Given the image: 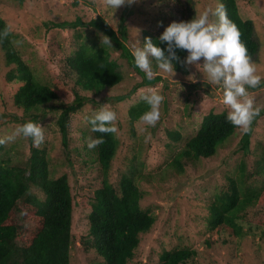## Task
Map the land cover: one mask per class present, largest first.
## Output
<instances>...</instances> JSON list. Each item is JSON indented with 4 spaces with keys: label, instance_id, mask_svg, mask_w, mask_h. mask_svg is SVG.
<instances>
[{
    "label": "rangeland",
    "instance_id": "1",
    "mask_svg": "<svg viewBox=\"0 0 264 264\" xmlns=\"http://www.w3.org/2000/svg\"><path fill=\"white\" fill-rule=\"evenodd\" d=\"M236 1L241 16L252 19L256 28L260 50L251 61L258 73L264 76V0ZM216 5L217 0H178L177 3L171 0H136L130 5L119 6L112 14L111 10L104 8V0H24L22 3L0 0V17L17 35L19 42L16 47L22 58L32 67L40 82L49 84L58 92L56 100L26 114L13 102L18 82L5 81L3 75L10 67H3L0 70V136L31 121V114H38L37 122L43 126L50 167L57 170V174L67 173L74 195L69 264H105L95 249L88 246L89 243L84 244L89 226L90 195L101 185V171L94 161V148L87 147L88 139L93 136L85 117L99 110L102 104L117 113L114 123L118 129L119 147L111 164L109 180L116 184L122 172L133 169L137 184L145 191L141 206L149 208L156 217L150 230L140 234L139 245L129 264H158L163 250L180 247L195 250L194 264L264 263V238L261 235L264 200L256 201L252 209L246 211L247 216L251 214L248 224L255 234L247 233L241 237H233L227 231L212 234L207 227V205L215 194L227 187V175L237 174L234 169L242 156L239 147L243 134L239 128L235 127L213 156L184 163L180 171L170 164L175 153L196 133L206 113L228 112V107L222 102L220 87L203 84L194 65H187L185 74L174 72L172 75L157 69L155 73L161 75L159 81L150 85L140 84L144 77L142 71L136 70L121 55L120 49L106 45L111 59L119 64L123 78L97 94L85 91L76 84V75L65 58L77 47L76 30L80 32L81 40L90 44H103L105 35L89 26L78 25L72 29L46 24L78 18L87 22L101 15L115 30L121 29L126 33L124 42L132 53L137 41L143 43L144 31H160L170 21L182 16L186 7L197 15L204 8L214 9ZM210 19L215 21V16ZM190 74L196 75L195 83L188 79ZM75 90L92 97V102H86L71 114L66 155L55 121L60 107L73 99ZM151 91L165 97L159 107L160 119L155 126L146 125L140 117L129 122L128 108ZM127 93L122 100H115ZM249 93L255 104L263 108L264 86L250 88ZM168 129L179 131L180 138L172 140L167 134ZM4 145L3 150L7 149L12 158L25 159L29 154L27 137L19 136L14 142ZM261 146H264V113L254 123L252 148L255 156L252 161L258 157ZM191 263L192 259L188 264Z\"/></svg>",
    "mask_w": 264,
    "mask_h": 264
},
{
    "label": "trees",
    "instance_id": "2",
    "mask_svg": "<svg viewBox=\"0 0 264 264\" xmlns=\"http://www.w3.org/2000/svg\"><path fill=\"white\" fill-rule=\"evenodd\" d=\"M16 1L22 3L24 0ZM218 2L223 3L228 18L239 28L241 41L253 60V56L260 50L253 20L241 16L236 0H217ZM192 16L195 15L186 7V12L176 21L189 20ZM46 24L49 27L72 29H76L78 25L92 27L94 31L108 36L112 46L120 49L121 55L136 70L141 71L135 66L132 53L124 42L126 33L121 29L115 30L101 15L87 22L78 18ZM163 29L156 33L144 31V39L149 37L163 48V43L157 39ZM4 30H7L8 35L0 38V70L10 67L3 75L5 81L18 82L13 102L26 114L38 111L56 100L58 92L36 78L32 67L24 61L21 51L16 47L19 42L17 35L11 32L0 17V32ZM75 35L78 38L77 47L65 61L76 75V84L95 94L118 84L123 74L117 61L111 59L108 47L83 42L77 30ZM177 52L181 59L186 55V50ZM173 63L176 73H187V65L176 61ZM153 69L157 72L154 61ZM142 74L144 77L140 84L150 85L161 79L159 73L152 79H147L143 71ZM262 86L264 83L256 88ZM128 94L118 96L115 100H122ZM86 102H92V97L75 90L73 99L60 107L56 117L60 142L66 155L71 114ZM148 109L149 106L143 99L130 106L129 122L138 119ZM262 113L264 107L260 114ZM226 115V111L206 113L196 133L175 153L170 164L180 171L184 163L213 156L236 127L225 119ZM258 116L253 120L251 130L243 133L240 138L242 156L234 169L236 176L227 175V187L215 194L206 207L207 227L212 234L220 231H227L233 237L255 234L248 224L251 214L247 216L246 211L252 209L256 201L264 200V179L259 181L264 178V146H261L258 157L252 161L255 156L252 148L253 129ZM38 118L37 113L31 114V121L37 122ZM131 132L134 135V131ZM167 134L172 140L180 138L177 130L168 129ZM92 136L104 137V142L96 146L93 152L94 161L101 171V185L94 188L90 195L89 226L84 244L86 246L89 243L88 246L95 249L105 264H129L139 245L140 234L150 230L156 217L149 208L141 206L140 201L145 191L137 184L133 169L122 172L116 184L109 180L111 164L119 147L116 133L92 131ZM29 141V154L25 159L12 158L7 149L3 150L5 145L0 144V264H69L74 209L72 187L66 172L57 174V170L50 167L45 142L36 147L31 138ZM261 235L264 238V228L261 229ZM208 244L207 238L206 246ZM195 254V250L189 247L163 250L158 264H188L191 259V264H194Z\"/></svg>",
    "mask_w": 264,
    "mask_h": 264
},
{
    "label": "clouds",
    "instance_id": "3",
    "mask_svg": "<svg viewBox=\"0 0 264 264\" xmlns=\"http://www.w3.org/2000/svg\"><path fill=\"white\" fill-rule=\"evenodd\" d=\"M134 2L136 0H104V8L113 14L119 6ZM212 16L217 19L213 21L210 19ZM7 35V30L0 32V38ZM240 37L239 28L228 18L223 3L218 2L215 9L206 7L189 20H173L165 26L157 38L163 43V48L149 37H145L142 44L137 41L132 49L133 62L147 79H152L156 74L153 61L158 69L172 75L175 72L174 61L182 65H194L201 74L203 84L220 87L222 102L229 109L225 119L246 134L262 111L261 106L255 104L249 89L264 83V76L258 73ZM102 43L112 47L108 36H103ZM177 50H186L183 59ZM188 79L195 83L197 77L190 74ZM142 99L149 109L141 114L140 119L148 126H155L160 119L159 107L165 97L157 91H151L144 94ZM85 120L93 132L118 131L114 123L117 113L103 104L92 115L86 116ZM19 136L31 138L36 147L45 140L43 126L38 122L26 121L10 133L0 136V144L12 143ZM103 142V136L92 137L88 139L87 147L95 148Z\"/></svg>",
    "mask_w": 264,
    "mask_h": 264
}]
</instances>
